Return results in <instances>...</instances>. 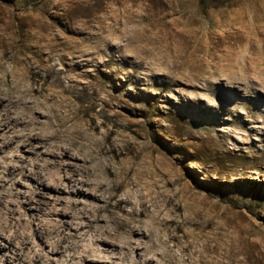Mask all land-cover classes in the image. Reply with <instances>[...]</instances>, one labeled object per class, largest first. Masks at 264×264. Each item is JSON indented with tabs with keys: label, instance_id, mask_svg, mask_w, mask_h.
<instances>
[{
	"label": "rangeland",
	"instance_id": "1",
	"mask_svg": "<svg viewBox=\"0 0 264 264\" xmlns=\"http://www.w3.org/2000/svg\"><path fill=\"white\" fill-rule=\"evenodd\" d=\"M144 3L140 13L138 0H0V175L8 167L7 187H12L9 198L0 201V217L6 209L11 211L5 231L0 230L1 261L20 247L15 240L5 250L2 237L26 226L27 255L49 256L62 264L71 249L51 254L53 240L40 237L38 223L54 224L44 213L62 208L67 212L84 209L93 215L103 199L93 201V190L97 185L106 189L110 181L119 182L115 200L123 201L146 193L144 187L153 185L150 202L143 200L148 211L140 218L141 230L134 235L145 243L141 247L157 246L153 264H158L166 248L176 264L182 262L180 255L190 264L191 244L207 242L228 252L236 264H264V130L252 133L241 125L247 114L264 128V102L249 100L231 113L207 111L199 103L191 105L198 90L179 86L166 71L171 55L193 54L191 72L204 76L206 61L212 65L211 55L229 47L215 41L227 36L235 42L230 47L234 63L245 65L253 78L264 79V45L259 51L264 44V0ZM153 13L166 17L161 34L151 26ZM246 40L258 41L257 47ZM50 43L56 51L48 59L49 49L43 47L44 60L39 62L38 48ZM220 69L216 71L228 72ZM59 72L62 81L56 84ZM234 77V82L241 81L238 71ZM227 85L220 80L212 88L231 107L235 91ZM101 100L120 104L107 112ZM68 102L78 112L62 113L61 107L60 114L55 112L56 105ZM237 112L241 116L236 117ZM65 116L70 117L67 125L59 128ZM70 126L88 131L91 138L67 134ZM108 144L114 153L97 157ZM135 152L139 153L136 160ZM134 162L140 168L130 172ZM37 170L45 175L44 184L37 183ZM124 174L132 180L138 174L135 180L140 187L132 181L121 185ZM51 175L64 177L66 185L57 188L48 178ZM28 196L39 203H33L34 213L21 205ZM75 203L77 207L72 206ZM140 205L132 202L130 211L136 214ZM54 219L70 222L71 218ZM115 230V223L98 222L78 240L79 248L88 247L95 255L94 261L84 264H106L120 255L127 234L122 230L115 234ZM199 231L203 239H190ZM65 243L73 245L69 238ZM138 251L132 249L133 255Z\"/></svg>",
	"mask_w": 264,
	"mask_h": 264
},
{
	"label": "bare ground",
	"instance_id": "2",
	"mask_svg": "<svg viewBox=\"0 0 264 264\" xmlns=\"http://www.w3.org/2000/svg\"><path fill=\"white\" fill-rule=\"evenodd\" d=\"M144 1L145 0H138V9L140 10V13L143 12L144 4H145ZM135 2H136V0H135ZM147 19L148 18H146V21H148ZM151 19H152V24H151L152 28L157 30V32L159 31V33L161 32L163 27H165L167 24V21L165 20L166 17L164 15L162 16L160 14L153 13L151 15L150 20ZM131 20H132V18H131ZM130 24H131V22H130ZM146 26H147V23H146ZM170 27H169V29H170ZM145 28H143V29H145ZM148 31H150V30H148ZM124 32H126V31H124ZM209 37L210 36H208V39H209ZM225 37L226 38H222V39L215 41V42H217V44H226V45L229 44V47H226V50H223L222 52L220 51L219 55H211L210 61H211L212 65L210 63H208V61H206L207 62L206 63L207 68L202 71L204 76H201V73L199 72V70H198L199 73H195V72H197V70H195L194 73L191 72L192 71V67H191L192 65L190 62L195 57V55L193 56V54L191 55V54L182 53V54H176V56L171 55V57H173V61H170L171 64L167 63V64H169V66H166L167 67V69H166L167 75L174 78L175 83H177L179 86H181L183 88L191 89V90H198L199 92L202 93V94H200L198 91H197L198 93L193 92L195 96L192 99L191 103H193V104H191V105L196 106L197 103H199V108L202 107L203 109H205L207 111L210 110L209 108H212L217 113H220V112L221 113L236 112L237 107L239 105H245V104H247V101H249V100H256L259 102H264V100H263L264 99V82H260V83L258 82L257 83L254 78L260 79V80H264V79L256 77V76L253 78L252 74L250 75L249 72L245 71V67H246L245 65H242L240 67L239 65H236L234 63L233 52H232L230 47L235 45V42H232L229 39V37H227V36H225ZM127 38H129V37H127ZM158 38H159V36H158ZM54 39H56V38H52L51 40H54ZM154 39H156V38H154ZM165 39H166V37H165ZM185 39H186V37H185ZM141 40H142V38H141ZM240 41H241V39H240ZM247 42H249V44L251 46H254V48L257 47L256 45H257L258 41H255V40L250 41L249 40ZM263 45L264 44L261 45V48L259 51H263V47H262ZM43 47H47V49H49V52L47 55L48 59L50 58V55L52 53H54L57 49V47L54 44L50 43L49 45L39 47L37 54H40V52H41L40 49H42ZM211 47H212V45H211ZM172 48H174V47H172ZM144 49H145V47H144ZM185 50H187V49H185ZM150 51H152V50H150ZM216 51H218V50H216ZM146 53H148V52H146ZM209 55H210V53H208V56ZM43 57L44 56L42 54H40V56L38 57L39 62H42L44 60ZM161 63H162V61H161ZM209 66H212V67L209 68ZM219 66L221 67L220 70L225 69L228 72L225 71V73H223V74L218 73L217 72L218 70L216 71V69ZM214 68H215V70H212ZM247 69L250 70L251 68L247 67ZM186 71H188V73H186ZM235 71H238L240 73L241 81L238 80L239 82L233 81L235 78L234 77ZM60 75H61V72H59V75L56 77V84H58L62 81V78L60 77ZM178 79H180V80H178ZM212 80H215V81L211 82ZM220 80L221 81L223 80V82L226 81L228 83L227 87H230L235 91L231 94V101H232L231 107L224 105L222 103V100L220 99V98H222V96H220V98H219V94H216V92L213 91L212 86L217 87L218 81H220ZM200 81H203V84H201V86H198L197 84ZM56 84L54 87H56ZM258 87L261 88L262 90L257 89ZM261 91H263V94L261 93ZM223 92H225V94H228L226 92V90ZM202 100L206 101V102L202 103L201 102ZM100 102H101V105L104 103L103 100H101ZM100 102H98V103H100ZM105 102L106 103L103 104V106H105L103 108V111H107V112H111V110H113V108L116 107L115 105L120 104V103L116 104L114 102H111L110 100H105ZM59 107H61V109L63 111L62 113H67V111H74V110L76 112H78V110H79V108H77L76 105H73L72 102H68L65 105H60V106L56 105L55 112L57 114L61 113V111L58 110ZM120 108H121V106H120ZM243 113H245V112H243ZM244 115L246 118H244L242 120V124H241L244 128L249 129L250 132H252V133H258L262 129L264 130V128L257 126V124L260 123L259 121L252 120V119L250 120L249 118H247L248 117L247 114H244ZM238 116H241V115L238 114V112H237L236 117H238ZM69 118H70L69 116H65L63 123L58 125L59 128L66 126ZM263 122H264V120H263ZM255 124H256V127L254 126ZM242 126H241V129H243ZM241 129H240V131H241ZM129 130L130 131L132 130V126L130 127ZM136 132L140 133V130H138V131L136 130ZM66 133L70 134L72 136L76 135L77 137H79L81 139H90L91 138V134L88 133V131H77L75 129V127H73V126H70L69 128H67ZM233 134H231V135L233 136ZM226 135L229 136V133H227ZM104 149L106 150L105 152L103 151V149L98 151L97 157H101L105 153H107V154H110V153L113 154L114 153V149L111 147L110 144H108V146H105ZM247 152L249 153V151H247ZM250 155H252V154H250ZM137 158H139V153L135 152L133 159L136 160ZM138 168H140V164L134 162L130 168V172L136 171ZM138 176L139 175L136 174L135 179L138 178ZM34 177L36 178L37 183L41 180V182H43V184H44L47 180L45 175L40 173L39 170L35 171ZM48 178H51L52 183L57 188H61L62 186L66 185L65 184V178L62 176L51 175V176H48ZM135 179H133V180L129 179V174H124L121 178L120 184L121 185H124L126 183L129 184V182L132 181L133 184H135L137 187H140V183L136 182ZM10 181H11L10 173H9V169L7 167V171L0 175V201H5L11 195L12 187L11 186L7 187ZM106 184H109V187H107L106 189H102V187H103L102 185H97L96 189L93 190L95 192L93 194L94 195L93 201L99 202L98 198L99 197L103 198V199H101L102 200L101 205L98 206L97 211L93 215H90V213L85 211L84 209H81L79 212H73V211L67 212L63 208L59 209L57 211L44 213V216L46 217V220L48 222H55V223L51 224L50 226H47V225L40 224L41 221L39 223L37 222L39 225L38 230H37L38 234L42 238H47V239L53 240V242L51 244V251H50L51 254L53 252L59 253L61 248L67 249V250L68 249L72 250V251L70 250V253L64 259L62 264H84L87 262L94 261L93 257L95 255L92 254L91 250L88 247L79 248L78 240H80L82 237L86 236L89 229H91L98 222H104L105 221L106 223H112V224L115 223L116 224L115 234H117L118 231L122 230L125 234H127V237H126L125 241L122 242V246L120 247V250H119L120 255L115 256V257H111L106 264H138V263L153 264L155 257L157 256V254H156V251H157L156 247L157 246H155L153 244L152 246H150L148 248L141 247V244L145 245V243L140 242L137 237H134V235L137 234L139 230H141L142 222H141L140 218L143 215H145V213H147V211H148V208L144 205L143 200L145 202L147 201L148 203L150 202V200H148V198L151 195H148V193L150 191L154 192L155 189H154L153 185L151 184L148 187H144V191H146V193H143L140 196H137L136 198L131 196L129 199L123 201L120 199L115 200L116 194L114 192H115V190H117L119 182L108 181ZM96 193H98L99 195H95ZM113 201H114V203H113ZM138 201L141 203L140 209L137 211L136 214L132 213L130 211V207L132 205V202H138ZM33 203L36 205L39 204L37 201H33V199L28 196V197H25V201L21 202V205L22 206L23 205L29 206L28 209L32 210V212L34 213V210L37 207ZM72 206L77 207L78 204L75 203V204H72ZM5 212L6 213H4L0 217V230H2V231H5V228L8 225L10 218H11V211L9 209H6ZM55 216L57 218L59 216H63V218H66L69 216L71 219H70V222H68L66 220H56V219H54ZM34 217L37 220L41 219V217L39 218V216L37 214H34ZM166 223H168V222H166ZM66 225H67V227H66ZM181 229H182V227L179 230H181ZM67 231H68V233H67ZM147 232L150 235H152V228L148 227ZM1 234H2V232H1ZM110 237L111 236L108 235V238H110ZM2 238H3L2 240L4 241L3 247L5 250H10L11 246L15 243V240H17L20 243V247L16 250L15 253L12 254V256L9 259H6L5 261L0 260V264H39V263H41V264H58L57 261H55L53 258H51L49 256L42 257L40 254H36V253L33 254L32 256L27 255V252H29L30 248H29V244H28V229H26V226L23 227L21 232L15 233L13 236L4 235ZM68 238L72 239V241H73L72 246L66 245L65 242ZM203 238H204V234L202 231H199V232L192 234L190 236V239H203ZM105 241H106V243H109L111 245H114V246L117 245L115 243L110 242L109 239H105ZM151 242L153 243V240H151ZM0 244H1V242H0ZM132 249H136L139 251L133 255ZM170 256H171V254H170L169 250L166 248L165 250L162 251L161 258L158 259V264H176L173 261V259L170 258ZM189 256L191 259L190 264H236L234 262V260H232L230 254L228 252H226V251L223 252V250L219 246H213L210 242L204 243V244H202V246H194L191 244ZM77 258L80 260L79 263L76 262ZM180 258L182 259V262L180 261L181 262L180 264H186V261L184 260V258L181 255H180ZM142 259H144V262H141Z\"/></svg>",
	"mask_w": 264,
	"mask_h": 264
}]
</instances>
